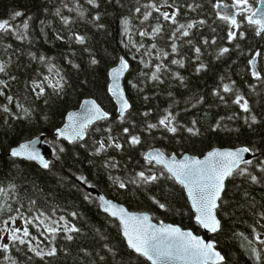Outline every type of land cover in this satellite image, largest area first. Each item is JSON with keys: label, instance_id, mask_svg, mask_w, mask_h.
<instances>
[{"label": "trees", "instance_id": "trees-1", "mask_svg": "<svg viewBox=\"0 0 264 264\" xmlns=\"http://www.w3.org/2000/svg\"><path fill=\"white\" fill-rule=\"evenodd\" d=\"M258 2L251 1L253 8ZM217 3L235 4L0 0V21L11 25L0 31V64L5 67L0 80L6 82L0 85V245H9L7 251L0 247V264H149L127 245L120 224L101 211L88 188L131 211L150 214L158 224L203 235L183 186L148 163L146 155L157 148L169 156L203 157L215 148L241 147L251 149L254 157L242 167L247 172L237 171L228 180L218 209L221 229L212 239L225 258L220 264H264V33L258 35L243 13L238 28L220 19ZM17 11L23 15L14 18ZM165 12L175 14L177 23L165 20ZM190 23L194 27L187 29ZM180 24L188 36L182 35L185 29L177 31ZM157 26L161 32L155 36L141 35ZM224 48L229 51L222 54ZM122 58L128 61L125 88L131 104L123 121L110 92V72ZM255 58L260 78L253 75ZM154 73L159 79L151 78ZM48 80L63 83V88L54 91ZM41 81L45 92L37 95L40 89L34 85ZM225 85L232 91L225 92ZM239 96L250 111L235 103ZM86 99L96 100L110 118L89 128L83 141L58 139L66 116ZM169 113L175 133L159 124ZM42 136L52 148L48 168L8 156L20 144ZM132 136H139L140 143L132 144ZM142 171L157 175V181L145 183L138 175ZM26 220L31 221L29 236L23 235ZM66 224L80 231H69ZM48 226L59 231L52 233ZM16 228L25 243L11 240L10 230ZM53 248L55 254L48 255Z\"/></svg>", "mask_w": 264, "mask_h": 264}, {"label": "snow or ice", "instance_id": "snow-or-ice-1", "mask_svg": "<svg viewBox=\"0 0 264 264\" xmlns=\"http://www.w3.org/2000/svg\"><path fill=\"white\" fill-rule=\"evenodd\" d=\"M93 0H89V3H92ZM260 7L253 8L249 0H236L235 6L243 8L244 11L250 12V15L247 16V21L249 24H252L257 27V34L264 33V0H259ZM98 6V5H97ZM157 12L160 9L153 3L151 5ZM216 7H221L220 3H217ZM225 9L222 19L229 20L232 25L239 27L234 13H229L227 9L228 5H223ZM140 11V9H137ZM23 15V13L17 11L14 13V18ZM151 16V12L145 14L144 19L147 20ZM165 20L171 19L172 23H177L175 14L170 15L169 13H163ZM96 19L99 20L100 17L96 16ZM127 23V21H125ZM203 23V21L201 22ZM25 28L28 27L27 24L24 25ZM194 27V24H188L187 29ZM11 28V25L8 20L0 21V31H8ZM180 29H185L182 33L183 36H188L189 32L185 28L184 24H180L177 28V31ZM161 32V26H157L153 29L151 34L144 32L141 35H153ZM231 38H235V33H229ZM79 43H84L85 38L83 36L77 37ZM207 43V41H205ZM215 43V41H213ZM142 47V45L138 46ZM155 48L156 45L151 46ZM173 51H176L175 45L173 46ZM228 48L221 50L222 54L228 52ZM196 52L199 53L200 49L197 48ZM167 55V53H165ZM259 55V53H257ZM97 61L93 60V63ZM173 63L181 64L182 61H173ZM128 67V61L122 58L121 65L119 68L112 70V75L115 78L113 88L111 89L114 96H118L120 100V119L123 121L125 112L131 108V105L124 98L123 92L119 87L118 79L123 74L125 69ZM205 67V66H201ZM199 70V69H198ZM5 67L3 64H0V72H4ZM160 71V67H156V72ZM253 75L260 78L259 73L253 71ZM153 80L159 79V77L154 73L151 77ZM47 79V78H46ZM48 84L53 88L54 91H59L63 88V83L57 81L53 83L51 80H48ZM0 85L6 86V82L0 80ZM38 87L40 92L37 95H43L45 92L44 82L41 81L34 85ZM223 90L225 92H231L232 88L228 85H225ZM0 91V95H2ZM11 101V97L8 98ZM242 96L236 98L235 103L238 104L243 111H250L248 103L244 100ZM85 114L79 119L77 126H70L71 131L69 132L66 129L59 130L60 136H67V139L75 141L76 139H82L85 134V129L96 120L106 119L109 114L105 112L100 105L95 101H86L85 102ZM7 111V109H5ZM147 115V113H145ZM70 119H75V117H70ZM252 121L255 122L256 117H251ZM172 115L169 113L162 119H160L159 124L167 128L170 132L175 133L177 127L172 123ZM157 127L156 124H150L149 128ZM111 131V129H109ZM129 130L124 129V132L127 133ZM189 132H198L193 128L188 129ZM132 144H139V136H132ZM35 143V142H33ZM116 148H121L120 144H113ZM104 149V145L101 142V150ZM252 151L247 147L240 148L236 151H220L216 150L208 154L204 160L195 159V158H186L183 161H177L174 157L169 161L162 152L157 153H148L146 159L148 163L155 161L158 164H161L165 167L166 171L175 179L179 184H181L188 192V195L191 197L193 207L196 209L198 215L196 216L197 221L206 229L211 232H216L220 228V221L216 218L215 209L219 207L218 201L221 200L222 194L225 190V180L231 177L235 172L239 174H244L247 172L246 168H240V164L252 163L251 160H244L243 154ZM12 156L20 157L26 156L30 160H38L44 168H48L50 162L43 158L38 151L30 148L29 144H23L19 148L13 149ZM264 171V168L261 169ZM139 178L145 183L155 182L158 179L157 175H145L142 171L139 174ZM163 175V173H161ZM81 179H84L83 177ZM253 181L257 180L256 176H251ZM121 188L126 187L124 183H120ZM3 192V189H0V193ZM103 199V198H101ZM161 208H165V204L157 201ZM106 207L104 210L110 212L111 216L117 217L122 226H123V235L127 238V243L130 248H132L136 253L146 257L148 260L152 261V264H172L174 261H181L183 264H219V262L224 260V257L215 250V245L212 242H205L203 239L194 236L190 231L186 232L181 230L179 227H174L172 225H162L159 228H156L151 224L150 217L148 215L139 216L133 213H129L123 207H119L116 204H113L110 201H104ZM36 219H39L37 217ZM15 223V219H13ZM31 221H25V227L23 228V235L29 236L30 233L27 228V224ZM40 223H44L43 220ZM69 231L79 232L80 229L76 228L74 225L68 226L65 225ZM2 231V230H0ZM11 231V240L13 242L19 240L21 244L25 243V240L17 235L21 232V229L16 228ZM48 231L56 233L59 231L56 227L48 226ZM259 238V237H257ZM67 239L71 240L72 236H67ZM31 243V241H28ZM264 243V241H261ZM5 251L8 250L9 245L3 244L0 245ZM32 251L36 252V255H41V252L36 248H33ZM55 248L51 249L48 252V255L55 254ZM257 259L259 260V253L257 252Z\"/></svg>", "mask_w": 264, "mask_h": 264}, {"label": "water", "instance_id": "water-1", "mask_svg": "<svg viewBox=\"0 0 264 264\" xmlns=\"http://www.w3.org/2000/svg\"><path fill=\"white\" fill-rule=\"evenodd\" d=\"M223 5H226V4H221V7H219V8L217 7V8H216V11H217L218 17H219L220 19H222L221 17H222V16L224 15V13H225V9L223 8ZM228 6H229V8L227 9V11H228L229 13H234V14H235V18H236V20H237V22H238V20H239V16H240V11L237 9V7H236L234 4H229ZM257 7H260L259 2H258ZM223 20H225V19H223ZM227 21H229V20H227ZM247 22H248V21H247ZM251 25H252V24H251ZM261 34H263V33H261ZM251 64H252L253 71L259 73V70H258V59L255 58V59L251 62ZM120 65H121V63H120L119 66H117L116 68H119ZM116 68H114V69H116ZM127 74H128V67L125 69V71L123 72V74L119 77V79H118L117 82H118V84H119L120 89H121L122 92H123L124 98H125V99L128 101V103L130 104V101H129L128 97H127L126 88H125V80H126V76H127ZM256 77H257V76H256ZM114 80H115V78L113 77V75H112V70H111V72H110V92H111V93H112L111 89L113 88ZM112 97H113V99H114L115 104H116L117 107H118V113H119V115H120V100H119L118 96H114L113 94H112ZM86 101H88V102H90V101H95L98 105H100V104H99L96 100H94V99H86V100H84V101L82 102V104L80 105V107H79L77 110H74V111L70 112V113L66 116L65 124H64L63 127L60 128L59 130H61V129H66V130H68V131L70 132V131H71V127H70V126H72V127L77 126L79 119L85 114V107H86L85 102H86ZM130 105H131V104H130ZM100 107H101V106H100ZM101 108H102V107H101ZM102 109H103V108H102ZM103 110H104V109H103ZM129 110H130V108L125 112V114H126ZM104 111H105V110H104ZM125 114H124V115H125ZM70 117H75V119H70ZM109 118H110V116H108V118H106V119H99V120H96L94 123L90 124V125L85 129V134H84V136H83L82 139H76L75 141H71V140L67 139V136H60V135H59V130L56 132V136H57L58 139H60V140H64V141L68 142L69 144L75 143V142H77V141H79V140H80V141H83V140L86 138L87 131L89 130V128H91L92 126H94L96 123L101 122V121H103V120H108ZM33 142H35V143H33ZM23 144H29L30 148L34 149L35 151H38V152L40 153V155L43 156V158L46 159V160H48V161H49V158L52 156V148H51V146L47 143V141H46V137H45V136H42V137H40V138H36V139H34V140H32V141L24 142V143L20 144L19 146H17L16 148H19V147H20L21 145H23ZM16 148H14V149H16ZM241 148H243V147H241ZM238 149H240V148H215V149H212L211 151L207 152L203 157L192 156V155H189V154H186V155H183V156H180V157L177 156V155H171V156H169V155H167V154H165V153H164V156H165L169 161H171L173 157H174L177 161H183V160H185L186 158H195V159L204 160V159L208 156L209 153L214 152V151H216V150H220V151H236V150H238ZM12 150H13V149H12ZM12 150H11V151L9 152V154H8L9 157H11V158H16V159H20V160H23V161L33 162V163L37 164L39 167L44 168L38 160H30V159H28L26 156H20V157H14V156H12V155H11ZM150 152H151V153H157V152H162V151L156 148V149H152V150H150L148 153H150ZM148 153H147V154H148ZM162 153H163V152H162ZM146 157H147V155H146ZM253 157H254V156H253V154H252L251 151L248 152V153H244V154H243V158H244V160H252ZM1 158H2V148H1V145H0V160H1ZM152 163H154L155 165H157V166L163 168V169L166 171V169H165V167H164L163 165L158 164V163H156L155 161H153ZM245 165H247V164L241 163V164H240V168H242V167L245 166ZM166 172H167V171H166ZM167 173H168V172H167ZM168 174H169V173H168ZM169 175H170V174H169ZM230 178H231V177H229L228 179L225 180V189H226L227 182H228V180H229ZM174 180H175V179H174ZM175 181H176V180H175ZM176 183H178V182L176 181ZM178 184H179V183H178ZM180 185H181V184H180ZM183 188H184V187H183ZM184 190H185L186 196H187V198H188V200H189V203H190V206H191V208H192V211H193L194 214H195V222L201 227V229H202V231H203V235H198V234H196V233H195L194 231H192V230H184L182 227H180V226H178V225H174V224H158L157 222H155V221L152 219V217H151L150 214L145 213V212H134V211H131V210H129L126 206H124V205H122V204H119L118 202H116V201H114V200H111V199L107 198L103 193H101V192L98 191L97 189H95V188H88V191H89L91 194H93L95 197H97V199L99 200L100 205H101V211H102L103 213H105L106 215H108L109 217H111V218H113L114 220H116V221L120 224V226H121V230H122V236H123V238L125 239L126 243H127V238L123 235V226H122L120 220H119L117 217H113V216H111L110 212H106V211L104 210V208L106 207V205L104 204V201H110V202H112L113 204H116V205L119 206V207H123V208L126 209L129 213H133V214H136V215H139V216L148 215V216L150 217V221H149V222H150L151 224H153L156 228H159V227H161L162 225H164V226H166V225H172V226H174V227H179V228H180L181 230H183V231H186V232H189V231H190L194 236L203 239L205 242H212V243H214V245H215V250L221 254V252L217 249L216 242L212 239V238H213V237H214V236L220 231V229H221V221H220L219 216H218V209H219V207H218L217 209H215V215H216V218L220 221V228H219L216 232H211L210 230L204 228V227H203V226L197 221L196 216L198 215V213L196 212V209L193 207L191 197L188 195L187 190H186L185 188H184ZM224 192H225V190H224ZM223 195H224V193L222 194V197H223ZM222 197H221V199H222ZM101 198H103V199H101ZM220 202H221V200L218 201L219 206H220ZM127 245H128V243H127ZM128 246H129V245H128ZM131 249H132V248H131ZM132 250H133V249H132ZM133 251H134V250H133ZM134 252H135V251H134ZM135 253H136V252H135ZM136 254H138V253H136ZM138 255H140V254H138ZM221 255H222V254H221ZM140 256H142V255H140ZM222 256H223V255H222ZM142 257H144V256H142ZM223 257H224V256H223ZM144 258L147 260V262H148L149 264H152V261L148 260L146 257H144ZM224 261H225V258H224L223 261L219 262V264H220V263H223ZM172 264H183V262H181V261H174V262H172Z\"/></svg>", "mask_w": 264, "mask_h": 264}, {"label": "rangeland", "instance_id": "rangeland-1", "mask_svg": "<svg viewBox=\"0 0 264 264\" xmlns=\"http://www.w3.org/2000/svg\"><path fill=\"white\" fill-rule=\"evenodd\" d=\"M252 0H249V2L251 3ZM235 4H236V0H234ZM239 7V6H238ZM240 12L243 13L244 15L248 16L250 14V12H246L243 10V8L239 7Z\"/></svg>", "mask_w": 264, "mask_h": 264}]
</instances>
